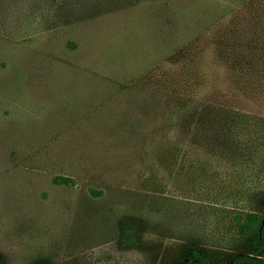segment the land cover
<instances>
[{
	"label": "rangeland",
	"instance_id": "1",
	"mask_svg": "<svg viewBox=\"0 0 264 264\" xmlns=\"http://www.w3.org/2000/svg\"><path fill=\"white\" fill-rule=\"evenodd\" d=\"M178 97L264 138V0H0V264H170L225 235L215 191L151 175Z\"/></svg>",
	"mask_w": 264,
	"mask_h": 264
},
{
	"label": "trees",
	"instance_id": "2",
	"mask_svg": "<svg viewBox=\"0 0 264 264\" xmlns=\"http://www.w3.org/2000/svg\"><path fill=\"white\" fill-rule=\"evenodd\" d=\"M97 78L101 85L110 83L101 75ZM176 102L159 128L149 130L156 133L160 146L151 161V175L167 176L177 169L191 176L194 184L215 191L216 199L221 196V202L212 205L226 220L221 224L225 235H212L206 247H188L170 264H264V209L255 205L264 198V138L255 139L248 132L250 126L242 125L236 115L225 124L193 99L178 97ZM53 183L75 185L65 176L54 177ZM135 221L125 236L129 245L141 247L143 222ZM252 236L255 239L246 248L243 240Z\"/></svg>",
	"mask_w": 264,
	"mask_h": 264
}]
</instances>
